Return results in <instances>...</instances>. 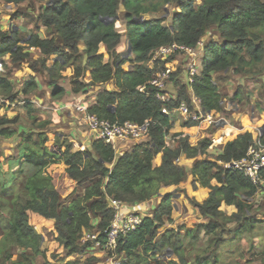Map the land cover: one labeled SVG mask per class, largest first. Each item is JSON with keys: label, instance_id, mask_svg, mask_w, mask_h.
<instances>
[{"label": "trees", "instance_id": "obj_1", "mask_svg": "<svg viewBox=\"0 0 264 264\" xmlns=\"http://www.w3.org/2000/svg\"><path fill=\"white\" fill-rule=\"evenodd\" d=\"M1 1L20 5L29 0ZM30 1L41 3L37 24L46 30L47 36L32 34L23 43L19 32L0 31V59L10 56L11 64L19 66L29 58L26 49H35L42 56L39 65L54 87V100L68 95L59 81L64 78L63 72L72 68L69 81L72 96L61 103L71 102L73 97H84L93 88L111 85V90L98 92L88 114L112 123L130 121L142 125L150 122V126L146 140L135 144L122 156H117L112 146L100 140L93 141L90 150H75L67 138L49 131L50 121L40 122L34 116L38 110L29 100L39 89L36 78L31 77L20 89L4 72L6 64L3 62L0 110L7 104L24 100L26 114L33 125L29 132L18 134L13 129L18 118L0 116V138L9 139L18 134L19 150L23 152L15 180L5 185L0 176V228L6 240L5 261L35 264L38 257H45L41 249L43 237L31 226L30 213L53 222L55 241L70 258L84 256L95 248V242L85 240L86 232L99 234L100 242H105L104 232L114 218L110 200L135 206L162 198L152 216L145 218L137 231L120 240L116 254L124 255V264H151L166 250L176 259L169 264H222L225 254L229 255L232 247L235 250L231 252L236 251L244 236L253 233L258 226L264 227V220L250 215L253 208L250 201L262 191L264 184L254 186L242 173L219 165V162L243 158L257 137L251 132L240 134L217 156L210 153L213 142L208 138L193 141L188 135L177 133L172 135L173 146L166 138L173 129L174 116L170 113L183 103L190 111L196 110L191 94L204 113L223 111L215 75L233 72L250 79L264 76V0H202L199 6L195 0ZM172 4L177 11L172 15L171 25L166 26L163 18L155 16ZM145 15L152 17L145 19ZM116 17L125 24V35L116 30L117 21L110 25L101 21ZM214 29L221 41L211 40L205 46L199 75L189 84L183 62L184 66L173 71L166 83L165 93L173 97L167 103L159 101V90L149 83L178 56L151 65L153 52L173 44L195 49ZM123 37L127 39L128 48L132 47L134 59L130 62L123 54H116ZM103 48L109 56L107 63L105 53H101ZM127 62L131 69L124 68ZM32 69L36 67L32 65ZM142 86H145L144 92L139 91ZM197 125L188 122L182 127ZM261 139L264 141V137ZM158 157L161 163L154 165ZM179 158L193 161L190 172L193 190H209L203 203L187 193L189 173L184 165L176 164ZM59 165L64 169L62 178H67L75 188L86 186L84 194L67 205L51 173L52 168ZM261 178L264 181V171ZM177 195L198 210L197 217L176 215L173 199ZM223 205L234 206L237 213L227 216L221 209ZM232 223H237L238 228L233 239L226 242L224 231ZM165 224L171 228L162 232ZM254 243L250 249L253 258L264 260V250L255 254ZM199 244L201 253L188 257L185 247ZM13 248L20 250L14 261ZM58 264H95V260L75 258Z\"/></svg>", "mask_w": 264, "mask_h": 264}, {"label": "rangeland", "instance_id": "obj_2", "mask_svg": "<svg viewBox=\"0 0 264 264\" xmlns=\"http://www.w3.org/2000/svg\"><path fill=\"white\" fill-rule=\"evenodd\" d=\"M201 3H202V0H195V4L197 6L201 5ZM40 5L41 3L33 2L29 0L20 5H14V6L11 5L13 7L11 8L7 7L6 9H3L2 14L5 17L8 16V19H7L8 21H6L7 23L12 22L14 18L12 19L10 18L13 14L21 15L18 19L23 20V22L20 21L18 22L17 25H15L17 27H14V25L12 24L10 25L9 23L8 24L9 31L5 33L15 31V28H17V30H19L21 33V38H23V41L28 39V36L32 32H35V31H31L35 29V27H32V26H34L35 23L37 27L40 26L37 24L38 8L40 7ZM176 11H177L176 5L172 4L166 7L165 9H163L155 17L163 18L165 20L164 25L170 26L172 22V15ZM120 17L122 18V16ZM120 17H119V20L115 24V28L117 31L125 35L126 26ZM151 17H152L151 15H145V19H149ZM30 23L31 25H29ZM29 28H33V29L30 30ZM44 30H45L44 28L38 27L36 32H39V34H41L42 37H46V34H45L46 32ZM210 34L211 32L208 35H206L208 38L205 36L207 38V41L210 38H212ZM213 39L217 40L218 42L221 41V39H218V38H213ZM21 45H23V43H21ZM101 53H105L104 62L107 63L109 61V56L106 54L105 48L101 49ZM116 54L117 55L123 54L125 56L124 58L128 60L129 62L134 59V55L132 53L129 57H126V55L128 54V45H127L126 37H123L122 46L118 47ZM41 59H42V56L40 52L37 50H34L33 52L29 53V58L23 64L19 66L12 65L11 62L8 61L9 63L6 64V66L4 67V72L8 73L11 78L14 77V79H16L15 72L17 69H15L14 67L18 66L22 68V70L24 69V70L33 72L37 74V77H41L47 80V82H49L47 73L39 65V62ZM178 60H179L178 64L180 65L177 66V68L174 69V71L178 70L180 66L182 67L184 66L182 59H178ZM129 62H127L124 65L125 69H131ZM174 62H171L172 65H176V63ZM32 65H34L36 69H32ZM183 68L185 70V66ZM72 74H73V69L68 68L67 70L63 72L64 78L59 81V85L63 86L66 92H69L71 90L69 87V81H70ZM229 76H230V79H229ZM214 78H215L214 79L215 83L220 87V92H221L222 99H223L224 111L227 110L226 108H228V111L223 112L224 114L219 113L218 115H216L213 118L214 121L217 122V120H223V123L225 124L228 122L229 125H225L224 127L233 126L237 131L244 130L245 128L243 127V124L246 125L249 122L250 128L254 132H258V131L260 132V129L264 127V88L262 87L264 85V76H260L259 78L257 77L256 79H250L249 77H246V76L235 75L233 72L230 74L225 72V73H219L215 75ZM14 85H16L17 87H20L19 85L16 84V81H14ZM168 86H170V83L168 84ZM39 92L40 91L35 92V95L36 94L38 95ZM237 92H239L238 98L236 96ZM69 97L68 95L65 94L62 100H54L53 98L51 99L55 101L54 103L57 104L58 102L61 103L64 100H68ZM25 104L26 103L22 102L21 100H18V102L16 103H10V106L5 105V107L2 110H0L1 117L4 116V117H7L8 119H14L16 117L18 118L17 125L13 126V129L14 130L16 129L17 132H19L20 127H28L26 128L27 132H29L28 130L33 128L32 123L31 124L28 123L29 118L25 111ZM37 109L39 112V116H41V120L39 121L40 122L49 121V118L47 117L48 113H45L48 110H44L41 107ZM67 111L68 110L64 109L62 113L64 121L65 120L69 121L71 118L75 119L74 116L78 114L77 112H74L73 110L70 111L72 114L69 113V111L68 112ZM173 121L176 122L177 125L173 124V129L170 132L171 137L174 134L180 133V131L178 130V127L182 128V125L184 124V122L180 119V116L178 114L174 115ZM51 123H55V122L51 120ZM73 123L74 122H72V124ZM62 125L68 126L69 124L67 123V121H65ZM211 126H212L211 127L212 129L210 128L209 132L207 131L206 133L219 132L220 129L223 127V124L217 127L213 123ZM257 128H258V131L256 130ZM48 129L50 132H53L64 138H67L71 142L69 136L65 135L61 131L60 132L57 131V129L51 126V124L48 126ZM206 133L196 135V137L193 138L194 140L193 139L191 140L197 141L198 139H201V138H208L207 137L208 134ZM20 142H21V139L18 134L9 139L0 138V162H3V163L6 162L7 160L6 157L9 153L6 154L7 151L5 149L9 147H11V150H12L10 154H13L14 155L13 157H15L17 154L15 150L19 149ZM133 145L134 143H132V146ZM74 149L77 150L75 147ZM212 155L216 156L214 154ZM63 171L64 169L62 165L54 166L51 170V172H55V178H54L55 184L57 188L59 189V191L62 193L64 197L63 203L66 205L70 200L73 199V197H75V194L82 195L83 187L81 186L79 188L78 187L75 188V186L73 185L72 187H70L71 186L70 182L66 178H62L61 176ZM176 197L180 198L179 195H177ZM250 203L253 205L252 212L250 214L251 217L255 218L256 220H264V195H260V197H256L252 199ZM179 206L180 205H178V207ZM231 207L234 208V212L226 213L228 216H231L237 212V209L234 206H231ZM29 216H30V224L33 227L34 231L43 237L41 249L42 251L45 252V257L44 258L38 257L35 261V264H45L47 262L51 264H58L59 262L70 261V259L72 258H78L81 261L88 259L87 255L69 258L67 256V253L55 241L56 234H55L53 222L42 220V219L41 221L39 219H35L34 218L35 215L33 213H30ZM237 228H238L237 223H232L227 227L223 235V238L226 242L228 241L230 242L233 239L234 231ZM161 231L162 232L164 231V227L162 228ZM2 232L3 230L0 228V264H12L11 263L12 261H5L6 253L4 251H5L6 240ZM253 241L255 242L254 243V248H255L254 253L256 254L258 252H262L264 250V227L258 226L254 229L253 233L248 234L247 236H244L242 241L239 243V246L236 249V251L231 252L235 250V247H232L231 251H229V255H228L227 249H224L223 251L227 252V254H225V258L222 264H264V260H256L255 258H253V253L251 254L250 252ZM201 250L202 249L200 247V244L198 245V247H188V246L185 247V253L188 257L189 255L200 254ZM19 253H20L19 248L12 249L11 254L13 256V259H12L13 261L16 260ZM123 256L124 255L115 254L114 257L117 260V259H124ZM112 257L113 256H110L109 254H105V256L99 255V256L93 257V259L95 260V264H109V261L112 260ZM155 259L157 260L151 261V264H169L170 261H174L169 250L165 251V254L158 255L157 258ZM158 261L160 263H158Z\"/></svg>", "mask_w": 264, "mask_h": 264}, {"label": "crops", "instance_id": "obj_3", "mask_svg": "<svg viewBox=\"0 0 264 264\" xmlns=\"http://www.w3.org/2000/svg\"><path fill=\"white\" fill-rule=\"evenodd\" d=\"M202 4V3H201ZM12 4H7L3 1L0 0V30L3 31V32H8V24L10 23V25H14V27H17L15 25L18 24V22L22 21L21 19H18L21 15L19 14H13L11 16L10 19L14 18L12 20V22H6L8 21V16H4L2 14V11L3 9H6L7 7H13L11 6ZM12 12V11H11ZM31 25V23L29 24ZM34 25V24H32ZM32 27H35V29L33 28H29L31 31H35V32H32L30 35L32 34H36V33H39V32H36L37 28L41 27V26H38L35 25L32 26ZM46 32V30H44ZM11 32H19V36L21 37V33L19 30H17V28H15V31H11ZM9 32V33H11ZM211 32V37L208 41H207V38L204 37V39L201 41L204 44H208L211 40H214L213 38H218L220 39V36L219 34L217 33V31L214 29ZM209 32V33H210ZM208 33V34H209ZM46 36H47V33H45ZM207 34V35H208ZM29 35V36H30ZM41 35V34H40ZM28 36V37H29ZM206 38V39H205ZM23 39V38H22ZM206 40V41H205ZM25 41V40H24ZM23 41V42H24ZM217 41V40H215ZM203 46V48L201 49V53H199V57H198V61H199V65L202 64V55L204 54V48L205 46ZM122 46V45H121ZM35 49H28L26 50L25 52H33ZM52 60H54V57L51 58ZM178 59H182L183 62H185V58H182V57H178L176 59V61ZM51 60V61H52ZM8 61H11L10 60V56H6L2 59H0V65H1V72H0V76L2 74V71H3V67H2V63L5 62V64H8L9 62ZM176 61L174 63H176ZM179 63V60L177 61L176 65H172L171 63V66L174 67V69L177 68V66H179L180 64ZM16 70L15 72V78H10V81L14 84V81H16V84L19 85L20 89L23 87V85L30 80L31 77H35L36 78V81L38 82L39 84V89L38 91L39 94L37 95H33L29 102L34 105L33 107L35 108V110H38L37 108H42L44 110H48L46 111L45 113H48L47 117L49 118V121L51 122L54 121L55 123H51V126L55 127L57 129V131H61L63 132L65 135L69 136L70 137V140H71V143L73 144V146L79 150V151H87V150H90L91 148V143L93 142L91 137H90V133L88 131V128L86 126V123L83 121V117L82 115L80 114H74V118L75 119H70L69 121L68 120H65L67 121V123L69 124L68 126H64L62 125L65 121L63 120V110L62 109V105L63 103H60L58 102L57 104L54 103L55 101H53L51 98H52V93H53V89L54 87L49 83L47 82V80L41 78V77H37V74L33 73V72H30L28 70H22V68L18 67V66H15L14 67ZM188 82V81H187ZM61 86V85H60ZM111 90V85H107V86H104V87H97V88H93L89 91V98H91L89 101L91 102V106L94 102V100L96 99V95L98 94L99 91H102V90ZM37 91V92H38ZM71 94V92L69 91L68 92V97L72 96L69 95ZM169 97L172 98L173 96H171L169 94ZM191 98L194 102H197V99L196 97L191 94ZM22 102L26 103L24 100H21ZM222 103H223V99H222ZM53 104V106H52ZM8 106H10V104H7ZM227 110L225 111H228V108H226ZM72 110V109H71ZM71 110H68L69 113H71L70 111ZM26 111V110H25ZM67 111V112H68ZM224 111V108H223V111L219 112L221 114H224L223 112ZM219 113H210V115L205 118L201 123H199L197 126L195 127H192V128H183L182 127V131L180 133H183L184 135H188L191 139L195 138L196 135H199V134H205L207 131L209 132V129L212 127L211 125L214 123L215 126H220L221 124H223V127L220 129L219 132H213V133H206L208 134L207 137L208 139L212 140L213 141V145L211 147V150H210V153L211 154H214V155H219L223 152L224 150V147L225 145L231 141V140H234L238 135L240 134H243V133H246V132H251L255 137H259L261 136L260 132L258 131V128L256 129L258 132H254L251 128H250V125H249V122L248 124H243V127L245 128L244 130L242 131H237L233 126L232 127H224L225 125H229V123L227 122L226 124L223 123V120H217V122L214 121V117L216 115H218ZM72 114V113H71ZM34 116H36V118L38 120H41V116H39V112L36 113ZM224 116V115H222ZM220 119V118H218ZM216 120V119H215ZM64 121V122H63ZM225 121V120H224ZM28 122V121H27ZM72 122H74L72 124ZM247 122V121H246ZM30 120H29V122ZM62 123V124H61ZM28 127H21L19 129V132L18 134L21 132V131H24V132H27V129ZM25 129V130H23ZM212 129V128H211ZM226 129V130H225ZM262 129V128H261ZM260 129V130H261ZM255 130V131H256ZM262 137V136H261ZM194 140V139H193ZM166 141L167 143L170 145V146H173L174 145V140L173 138L171 137V135H169L167 138H166ZM8 145V144H7ZM134 146V145H133ZM132 143H122V144H119L116 148H115V152H116V155L117 156H122L123 154L127 153V152H130L131 149H132ZM7 151L6 154L7 157H6V162L3 163V162H0V176L2 178V181L5 185H10L16 178V171L19 169L20 167V158L23 156V152H21L19 149L18 150H15V152L17 153L15 157H13L14 155L13 154H10L11 153V147L5 149ZM96 156V155H95ZM161 163V157H158L157 160L154 162V165H159ZM181 164L184 165L186 171L189 173V177H188V182L186 184V191L187 193L191 194L192 196L195 197L196 201H198L199 203H203L209 196V190L208 189H198L197 191H194L193 188H192V183H193V178L192 176L190 175V172L192 170V167H193V161L192 160H187L185 161L183 158H182V161H181ZM53 176H55V172H51ZM67 179V178H66ZM68 180V179H67ZM69 181V180H68ZM70 182V181H69ZM71 184V182H70ZM73 184H71L70 187H72ZM83 187V192H82V195L84 194V191H85V187L86 186H82ZM79 188V187H78ZM81 194L80 195H76L75 194V197H78V196H82ZM260 195H264V185L262 187V191L259 192L257 194V197H260ZM73 197V198H75ZM180 198L178 197H174L173 199V208H174V212L176 213V215H182V216H186V215H189L191 217H197L199 212L197 209H195L194 207H192V205L189 203V201L185 198H183L181 195H179ZM71 201V200H70ZM69 201V202H70ZM162 201V198H157L155 199L154 201L150 202V203H146V204H138V205H135L134 206V211L137 212L138 214H141L142 216H144V218H147V217H151L153 212L158 208V206L160 205ZM68 202V203H69ZM67 203V204H68ZM66 204V205H67ZM178 205H180L178 207ZM233 207L231 206H226V205H223L222 206V210L225 212V213H229V212H234V208L231 209ZM237 213V212H236ZM235 214V213H234ZM35 215V214H34ZM228 216V215H227ZM35 219H39L41 221V217H39L38 215H35L34 217ZM43 220V219H42ZM164 231L165 230H170L171 226L168 225V224H165L164 226ZM87 233V232H86ZM167 251V250H166ZM170 251V250H169ZM172 257L174 260L175 257L173 256V253L170 251ZM105 254H107V252L101 248H93L91 249L90 251L87 252V256L88 258H93V257H96V256H105ZM76 257V256H75ZM72 258V257H70ZM72 259H75V258H72Z\"/></svg>", "mask_w": 264, "mask_h": 264}, {"label": "built area", "instance_id": "obj_4", "mask_svg": "<svg viewBox=\"0 0 264 264\" xmlns=\"http://www.w3.org/2000/svg\"><path fill=\"white\" fill-rule=\"evenodd\" d=\"M203 48V43L200 42L198 47L191 49L185 46L173 44L157 49L150 57V64L154 65L159 60H167L173 55L185 58V70L188 76V83H192L193 79L199 75V53ZM203 58V55H202ZM174 71V67L170 64L164 72L160 73L154 78L149 85L154 86L159 90L157 99L161 102L167 103L171 100L169 95L165 93L166 83L169 80L170 74ZM1 72V65H0ZM112 87V86H111ZM145 86H142L139 91L144 92ZM193 101V100H192ZM196 110L190 111L186 103H183L180 108L174 110L172 116L178 114L184 123L196 122L201 123L209 114L204 113L200 107V103L194 102ZM91 106L89 96L73 97L71 102L63 103L62 109L73 110L82 115L83 121L86 123L92 141H103L114 149L122 143L138 144L146 140L148 136V129L150 122H145L140 125L134 122L112 123L108 120H102L98 117L88 114V109ZM165 113L169 112L165 109ZM182 158L177 159L176 164H181ZM219 165L225 169L242 173L247 177L254 186H262L264 181L261 178V172L264 171V141L261 136L257 137L254 144H252L246 155L239 159L230 162H219ZM109 207L114 211V218L109 228L104 232L105 242H100L97 233H86L85 240L95 242V248H101L107 254H114L109 264H124L125 260L115 259V254L122 238L137 231L144 221V216L134 211V206L128 205L117 200H110Z\"/></svg>", "mask_w": 264, "mask_h": 264}, {"label": "water", "instance_id": "obj_5", "mask_svg": "<svg viewBox=\"0 0 264 264\" xmlns=\"http://www.w3.org/2000/svg\"><path fill=\"white\" fill-rule=\"evenodd\" d=\"M119 20V17H116V19H108V18H102L101 21L103 23H105L106 25H110V24H113L114 21H118ZM143 19H140L139 21H142ZM24 43V42H23ZM132 53V47L131 45H129V48H128V54L126 55V57H129ZM123 57H125L123 55ZM112 112H114V109H112ZM173 124L177 125L176 122H172ZM178 130L181 132L182 131V128L181 127H178ZM260 133H261V136H264V127L260 130ZM162 254H165V251L162 252Z\"/></svg>", "mask_w": 264, "mask_h": 264}]
</instances>
